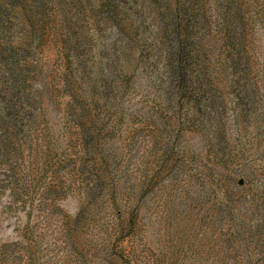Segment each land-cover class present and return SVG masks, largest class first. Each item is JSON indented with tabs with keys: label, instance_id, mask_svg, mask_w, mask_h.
I'll return each mask as SVG.
<instances>
[{
	"label": "rangeland",
	"instance_id": "1",
	"mask_svg": "<svg viewBox=\"0 0 264 264\" xmlns=\"http://www.w3.org/2000/svg\"><path fill=\"white\" fill-rule=\"evenodd\" d=\"M0 264H264V0H0Z\"/></svg>",
	"mask_w": 264,
	"mask_h": 264
}]
</instances>
